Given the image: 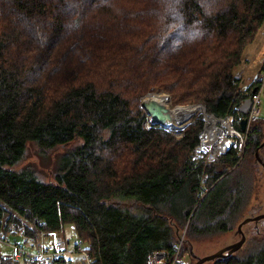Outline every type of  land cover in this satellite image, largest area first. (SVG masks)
Instances as JSON below:
<instances>
[{
    "label": "trees",
    "instance_id": "1",
    "mask_svg": "<svg viewBox=\"0 0 264 264\" xmlns=\"http://www.w3.org/2000/svg\"><path fill=\"white\" fill-rule=\"evenodd\" d=\"M263 25L264 0H0V230L31 241L70 223L93 264H146L184 228L183 250L256 213L264 118L242 151L207 161L192 155L199 119L147 126L139 102L162 91L239 129L257 80L240 89L233 71ZM29 144L62 148L47 178L19 166ZM253 229L201 264H264V222Z\"/></svg>",
    "mask_w": 264,
    "mask_h": 264
},
{
    "label": "built area",
    "instance_id": "2",
    "mask_svg": "<svg viewBox=\"0 0 264 264\" xmlns=\"http://www.w3.org/2000/svg\"><path fill=\"white\" fill-rule=\"evenodd\" d=\"M260 63L261 68L254 77V80H257V84L254 86L255 91L250 92L248 95L251 104L246 114V128L244 131L234 126V117L232 114L223 117L215 116L214 114L206 112L201 103L191 106L173 107H192L193 112L174 124H170V116V120L162 126L163 129L182 128L183 125L192 123L196 118L194 120L190 118L193 114L197 113L198 119L201 122V129L198 134L197 143L192 150L193 157H200L207 161H215L220 155L232 147L236 148L237 151H242L246 140L248 125L262 118L260 97L264 94V54ZM173 108L170 107V109ZM149 122H151L150 118H148L147 126ZM7 234L8 232L0 230V246L2 244H8L6 238ZM184 234L185 228L181 230V238L174 244L172 253H167L163 250H155L148 255L146 264H190L188 253L186 250H183ZM39 235H41V238L34 237V241L36 239L35 244L32 240L28 242L22 235L23 241H18L13 244V251L11 254L4 255L0 253V264L5 257H10L12 259H31L37 264H93L92 256L79 246V240L77 244L74 245L73 249V252L79 255V258L75 259L72 257V253L67 247V241L59 235V233L56 231H48L40 233ZM46 238L47 241H45ZM25 245L33 246L34 249L30 250L25 247Z\"/></svg>",
    "mask_w": 264,
    "mask_h": 264
},
{
    "label": "rangeland",
    "instance_id": "3",
    "mask_svg": "<svg viewBox=\"0 0 264 264\" xmlns=\"http://www.w3.org/2000/svg\"><path fill=\"white\" fill-rule=\"evenodd\" d=\"M82 50L83 49H81V53H82ZM263 54H264V25L260 29L259 35L256 38V40L251 45H249L247 47L245 60L237 68H235L233 71L234 74L238 78H241L240 89L246 88L254 80V78H253L251 81V75H252V73L257 74V72L261 68L260 60H261ZM151 93L156 94V92H147V93L143 94L140 97L139 105H140L141 101L144 100L145 98H147V96ZM157 94H164L167 96L168 103H169L168 109H170V107L173 108L175 106H191V105L197 104V103H193V104H181V105L175 104L174 105L170 102V97H168L169 94L162 92V91L158 92ZM260 101H261L260 106H261V111H262V118H264V94L261 95ZM182 109H184V108H177V107L173 108V110L177 111L176 113H179L180 111H182ZM189 109H192V107H190ZM169 112H170V110H169ZM192 112L193 111H191L190 113H192ZM174 114L175 113H173V114L170 113V115H171L170 124H174L176 122H179V120H180V118L175 119ZM176 118H178V115L176 116ZM195 118H197V119L199 118L197 113L193 114L190 119L194 120ZM176 129H181V128H176ZM61 150H62V148L59 147L58 149H54V150L49 151L46 154V156H43L37 152V149L35 146L29 144L27 156L24 159V161L22 163H20L19 166H21L23 163L33 164L38 169L39 175L41 177L47 178L51 173V168H52L55 156L59 152H61ZM257 196H259V197L254 198V196H253L254 199L252 198L253 201L254 200L256 201L253 203V205L259 207L258 211L256 213H262V212H264V186L261 187V189L259 191V195L257 194ZM257 201H259V202H257ZM131 202H132L131 200L125 201V203L127 205H132ZM253 210H255V208H253ZM256 213H253V214H256ZM248 214H246V216ZM253 214H249V215H253ZM263 222H264V219L257 221V224H258L256 227L257 230H258L259 224L263 223ZM236 225H237V223H236ZM236 225L234 226V228H232L230 231H228L226 233H222V234H218V235H215L212 237H207V238H202V239H197V240L191 241L190 242L191 252L196 256H203L205 254H210V253L216 251L217 249L225 246L226 244H229L231 242L236 241L237 239L240 238V235L237 231ZM252 225H255V222L251 221V222H248V223L242 225V230H243L245 236L250 234L251 231L252 232L254 231ZM10 227L12 228V226H10ZM10 229L8 231H11ZM15 232H16V234L21 233L19 230L15 231ZM16 234H7L6 235V238L8 240V244H2L0 246V253H2L4 255L11 254L13 251V244L15 242H18V241H21V242L23 241L21 236L16 235ZM59 235H61L67 241V247L71 251L72 257L75 259H78L79 255L77 253L73 252L74 245L77 244L78 239H77V235L74 231L72 224L65 223L62 226L61 230L59 231ZM35 237L41 238V235H36ZM32 240L34 241V238H32ZM35 241H36V239H35ZM35 241L33 242L34 244H35ZM45 241H47V238L45 239ZM183 244H184V241H183ZM25 247H27L30 250L34 249L33 246H29V245H25ZM185 250L187 251L186 248H185ZM188 257L190 259V264H192L195 261V259L190 257L189 254H188ZM19 260H21V259H19Z\"/></svg>",
    "mask_w": 264,
    "mask_h": 264
},
{
    "label": "water",
    "instance_id": "4",
    "mask_svg": "<svg viewBox=\"0 0 264 264\" xmlns=\"http://www.w3.org/2000/svg\"><path fill=\"white\" fill-rule=\"evenodd\" d=\"M254 91H255V88H252L251 92H254ZM250 104H251L250 97L247 96L239 104V106L237 108L238 112L241 114V118L238 120V126H239V129L241 131H244L246 128V114L249 110ZM140 106L146 112V114L150 118V121L152 124L163 126V125H165V123L167 121L170 120V115H169L168 109L164 105L159 104L158 102H156L154 100L145 98L144 100L141 101ZM256 156H257V154H256ZM259 161H261V160L259 159ZM263 218H264V212L256 213V214L248 215V216L244 217L237 224V231L240 234V238L234 242L226 244L225 246L217 249L216 251H214L210 254L203 255V256H196L191 252V250L187 249V253L189 254V256L192 257L193 259H195V261L192 264H201V263H203L209 259H213V258L221 257V256H226V255L234 252L235 250H237L242 245V243L244 242V239H245V235L242 231V225H244L248 222H251V221L257 222ZM179 238H181V233L178 235L177 239H179Z\"/></svg>",
    "mask_w": 264,
    "mask_h": 264
},
{
    "label": "bare ground",
    "instance_id": "5",
    "mask_svg": "<svg viewBox=\"0 0 264 264\" xmlns=\"http://www.w3.org/2000/svg\"><path fill=\"white\" fill-rule=\"evenodd\" d=\"M147 99H151V100H154V101H156V102H158L159 104H162V105H164L165 107H167L168 108V98H167V96L166 95H164V94H155V93H151V94H149L148 96H147ZM190 107H187V108H184V109H182V111H180L179 113H176L177 111H175V110H173V109H169L170 110V112H169V114L170 113H175L174 114V118L175 119H182V118H185V117H187L189 114H190V112L191 111H193V108L192 109H189ZM178 115V118H176V116ZM171 116V115H170Z\"/></svg>",
    "mask_w": 264,
    "mask_h": 264
},
{
    "label": "flooded vegetation",
    "instance_id": "6",
    "mask_svg": "<svg viewBox=\"0 0 264 264\" xmlns=\"http://www.w3.org/2000/svg\"><path fill=\"white\" fill-rule=\"evenodd\" d=\"M263 145H264V140H263L262 143L260 144V147H263ZM256 154H257V156H256ZM255 156L258 157V149H257V151H255ZM258 158H259V157H258ZM259 159L261 160L260 162L263 164L262 166L264 167V163L262 162V159H261V158H259ZM259 159H258V161H259ZM247 216H248V215H247ZM245 217H246V216H245ZM241 220H242V219H241ZM241 220H240V221H241ZM238 223H239V222H237V224H238ZM257 225H258L257 222H255V225H252V227L256 229ZM236 228H237V225H236ZM256 230H257V229H256ZM242 231H243V230H242ZM238 233H239V232H238ZM243 233H244V232H243ZM239 235H240V234H239ZM244 235H245V234H244ZM245 237H246V236H245ZM244 241H245V239H244ZM242 244H243V243H242ZM188 246H189V247H188ZM190 247H191V246L187 244V248L191 250ZM205 255H207V254H205Z\"/></svg>",
    "mask_w": 264,
    "mask_h": 264
},
{
    "label": "clouds",
    "instance_id": "7",
    "mask_svg": "<svg viewBox=\"0 0 264 264\" xmlns=\"http://www.w3.org/2000/svg\"><path fill=\"white\" fill-rule=\"evenodd\" d=\"M199 35H201V33L197 34V36L192 37V40L195 41ZM173 50H175V49H173Z\"/></svg>",
    "mask_w": 264,
    "mask_h": 264
},
{
    "label": "crops",
    "instance_id": "8",
    "mask_svg": "<svg viewBox=\"0 0 264 264\" xmlns=\"http://www.w3.org/2000/svg\"><path fill=\"white\" fill-rule=\"evenodd\" d=\"M248 74V73H247ZM249 75V74H248ZM255 75H256V73H252V75H251V81H252V79L255 77ZM240 77V76H239ZM240 80H241V78H240ZM252 83V82H251ZM248 85V84H247Z\"/></svg>",
    "mask_w": 264,
    "mask_h": 264
}]
</instances>
